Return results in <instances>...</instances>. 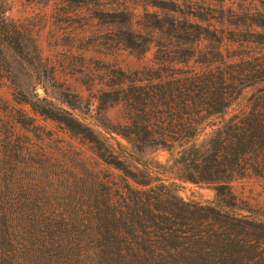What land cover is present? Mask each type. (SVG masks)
Masks as SVG:
<instances>
[{"label":"trees","instance_id":"1","mask_svg":"<svg viewBox=\"0 0 264 264\" xmlns=\"http://www.w3.org/2000/svg\"><path fill=\"white\" fill-rule=\"evenodd\" d=\"M262 5L245 8V58L238 61L224 54V37L205 53L198 33L176 30L172 37L190 49L176 62L187 71L134 72L115 100L127 106L130 122L119 129L100 125L106 136L28 104L90 145L94 159L44 134L22 110L6 109L7 120H0V264H264V210L241 208L232 190L238 178L264 176ZM6 12L0 0V48L26 62L38 58ZM250 88L257 90L245 111L197 145L216 127L211 119ZM152 147L178 150V180L214 187L215 200L182 199L153 161L141 158Z\"/></svg>","mask_w":264,"mask_h":264},{"label":"rangeland","instance_id":"2","mask_svg":"<svg viewBox=\"0 0 264 264\" xmlns=\"http://www.w3.org/2000/svg\"><path fill=\"white\" fill-rule=\"evenodd\" d=\"M1 1L7 8L6 18L31 39L38 58L26 62L6 47L0 48L4 70L0 78V120H7L6 109L22 110L43 128L44 134L59 138L73 151L92 159L95 156L90 145L73 137L62 124L34 114L28 104H37L60 117H73L106 136L100 125L119 129L130 122L127 106L115 100L122 86H131L128 79L134 72L148 69L150 73H145L155 77L187 71L184 64L176 62L190 49L188 43L172 37L176 30L183 33L184 28L192 36L198 33L205 53L213 52L215 40L224 37V54L238 61L245 58V8L249 3L264 4V0ZM165 53L171 55L162 61ZM190 66L200 68L199 64ZM256 90L243 89L230 110L211 119L216 127L207 129L196 144H206L214 130L245 111ZM177 154L178 150L168 153L152 147L141 158L153 161L165 174L163 179L173 183L185 201L213 202L214 187L178 180ZM232 190L241 208L247 204L259 212L264 210V176L238 178Z\"/></svg>","mask_w":264,"mask_h":264}]
</instances>
